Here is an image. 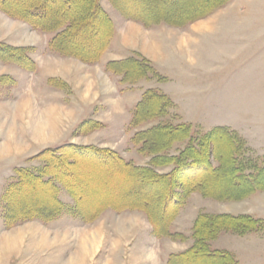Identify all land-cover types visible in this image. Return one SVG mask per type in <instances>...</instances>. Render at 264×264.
<instances>
[{
    "label": "rangeland",
    "instance_id": "374dc122",
    "mask_svg": "<svg viewBox=\"0 0 264 264\" xmlns=\"http://www.w3.org/2000/svg\"><path fill=\"white\" fill-rule=\"evenodd\" d=\"M149 1L119 0L134 14L141 12L147 15L146 10L150 9H154V15L165 13L166 10L157 5V2V6L150 7ZM202 2L196 0V4L182 6L179 12H196ZM112 12L115 13L113 10ZM167 16L172 20L178 19L171 17L170 13ZM158 27L149 31L154 37L152 41L156 43H152L151 56L157 70L155 67L154 69L164 79L154 87H158L174 103L172 102L173 106L167 109L164 117L132 129L127 125L123 134L118 128L128 122L132 107L140 100L141 91L135 90L140 87L118 83L121 91L134 90L128 96H123V99L120 98L119 104L123 107V113L115 114L119 111L118 108L111 109V119L103 118L111 122L107 131L104 130L105 125L103 127L102 123L90 117L89 120L99 125L96 132H88L89 135L85 133L87 135L83 139L75 141L76 138H72L71 132L82 122L79 119L85 116L80 110L68 112L67 109L53 105L61 99L59 94L62 93L64 99L70 101L73 93L56 79L48 82L47 88L41 86V83L37 85L36 76L30 78L32 83L28 87V73H35L36 67L34 71L24 72L16 64L0 61V78L6 76L10 79L0 83V264H154L148 262L152 254L147 250H136L151 245L153 248L156 246L157 250L160 249L161 254L166 252L176 255L190 246L193 224L189 223V216L183 212L179 211L168 224L166 236H155L146 215L136 210L122 212H140L141 217L134 214V217L123 215L108 218L105 214L114 213V210L106 208L97 215L92 214L90 220L85 222L71 213L75 209V202L60 184L58 199L63 202L65 211L49 221L32 218L7 227L8 223H4L2 215V197L6 188L17 180L16 170H40L44 163L33 158L48 148L82 142L83 146L118 151L125 162L145 166L149 165L152 156L131 142L134 133L158 124L168 123L174 126L190 123L199 134L209 132L216 128L214 126H228L224 128L231 131L235 129L242 134L248 133V137L244 138L241 137L244 135L235 132L244 140L247 150L244 152L245 148L243 149L242 159L257 165L264 162V0H228L204 16L185 23L183 28L175 30L177 34L174 32V35L179 39L175 36L168 37L165 25L160 24ZM101 32V29H84L81 36L91 40L83 48L93 50L99 43ZM113 42L110 40L109 46L97 62H104L117 50L126 59L137 54L121 49L118 43ZM110 46L112 53L106 52ZM125 58L116 61H123ZM16 67L21 71L16 70ZM19 72L26 75L23 84L24 78L20 77ZM101 79L102 77L99 80ZM149 83L142 82L140 89L151 85ZM94 86H88L86 94L83 89H74H77L81 98L82 94L85 95L83 100L88 101L83 102L85 106H96V113L99 106L106 105L111 98L107 92L99 90L96 84ZM93 99L95 101L90 104ZM90 112L93 113V110ZM77 120L79 122L75 126L73 123ZM78 134L74 133L77 136ZM184 145L176 144L168 153L174 155ZM80 162L81 167L62 169L61 172L74 177L76 184L73 185V190L81 195V207L84 209L86 207L90 211L103 201L154 203L152 193L159 189V185H142L139 181L129 179L123 171L107 168L106 165L93 162L84 156ZM219 180L221 184L224 179ZM227 183L229 182L221 185L226 187ZM198 194H190L185 201V207L180 210L186 209L193 216L213 215L211 213L249 214L264 221L263 190L242 199L243 201L239 200L240 202L218 201ZM50 199L46 188L32 185L19 192L15 198V208L22 211L34 210L40 205L49 204ZM151 208L154 211L161 209V206L152 204ZM102 215L104 216L101 218ZM149 230L152 239L148 237ZM209 249H223L234 254L237 264H264V231L243 236L220 233L209 242ZM200 263L205 262L194 261L189 264Z\"/></svg>",
    "mask_w": 264,
    "mask_h": 264
},
{
    "label": "trees",
    "instance_id": "16d2710c",
    "mask_svg": "<svg viewBox=\"0 0 264 264\" xmlns=\"http://www.w3.org/2000/svg\"><path fill=\"white\" fill-rule=\"evenodd\" d=\"M188 1L190 2L187 3ZM188 1L150 0V7L157 2V5L162 6L166 11L164 14L152 15L154 9H150L146 10L147 15H144L141 12L134 14L119 0H109L112 7L123 17L139 21L145 26L157 23L181 26L228 2V0H216L212 3L215 0H201L202 6H198L201 9L193 12L194 14L179 12L182 6L196 2V0ZM210 3L212 4L207 8ZM178 7L180 8L175 10ZM169 10L175 12L170 13ZM0 11L10 18L27 23L34 30L52 34L48 42L50 52L59 56L73 57L85 64H94L99 60L109 46L113 34L112 21L102 9L100 0H0ZM169 13L171 17L176 16L178 19L186 16L185 13L187 15L190 13L192 18L176 21L167 16ZM180 13L183 16H180ZM88 28L102 30L99 34V43L91 51L83 48L91 39L81 36V32ZM29 50L0 44V61L16 64L25 71H34L35 63L29 56ZM105 70L118 76L120 84L132 85L139 80L147 79L161 82L164 79L151 62L138 54L123 61L109 62ZM6 80L10 79L6 76L1 77L0 83ZM171 105L173 106L170 99L161 92L151 89L144 91L140 101L133 107L129 128H136L153 119L164 117ZM98 126V123L86 120L77 127L75 134L91 132ZM131 142L139 145L141 151H146L152 156L149 165L136 166L131 162H125L114 151L92 146L65 144L40 152L33 159L42 161L43 167L38 171L24 168L16 170L17 180L6 188L2 197L4 223H8L6 226L9 227L32 218L49 221L57 217L65 211L58 199L60 184L75 202V209L71 213L85 222L90 220L92 214L97 215L106 208L117 212L136 210L146 215L155 236H166L168 224L177 216L187 197L192 193H199L203 197L218 201H238L257 191H264V162L257 165L250 160L242 159L244 140L227 128L216 127L209 132L199 134L190 124L181 123L174 126L168 123L158 124L134 133ZM182 143L185 144L184 147L176 154L168 153L176 144ZM83 156L93 162L104 164L107 168L119 169L127 174L129 179L139 181L142 185H159V189L152 193L154 197L152 204L161 206V209L157 208L153 211L152 204L148 203L129 204L118 201H103L97 204L96 209L94 207L90 211L86 207L85 209L81 207V195L73 190V185L76 184L74 177L61 171L81 167L80 160ZM165 166H171L168 173L160 174L154 170L155 167ZM219 179H224L223 184L229 182L227 188L224 186L221 189L220 182H217L220 181ZM213 183L218 187L212 186ZM32 185L46 188L51 202L40 205L34 210H18L15 208V198L19 192ZM191 230L193 244L186 251L169 256L166 264H189L194 261L205 262L200 264H237L232 253L210 250L209 242L222 232L237 236L263 232L264 221L250 215L200 214L194 220Z\"/></svg>",
    "mask_w": 264,
    "mask_h": 264
},
{
    "label": "crops",
    "instance_id": "0c3cea01",
    "mask_svg": "<svg viewBox=\"0 0 264 264\" xmlns=\"http://www.w3.org/2000/svg\"><path fill=\"white\" fill-rule=\"evenodd\" d=\"M100 4H101L102 9L107 13V15L109 16V18L111 19L112 24H113V34H112L111 43L113 41H115V43H118L121 46L120 47L121 49L128 50L131 52H136L141 57H143L146 60H148L149 62H151L153 67H155V66L152 62L153 59L151 56V53H152L151 50L153 49L152 43H155V42L152 41L154 37H153V35H150L151 32H149V31L153 30L154 28H159L158 25L163 24L166 26L165 28L168 30V33H169L168 37H170V36H175L177 34L175 32V30H177V29L179 30V28L181 29V28H183V26H185V24H183L181 26H171V25H166L165 23H157V24H153L150 26H145L139 21L123 17L115 8L112 7L109 0H100ZM112 10L115 13H113V12L111 13ZM174 32H175V35H174ZM186 34H187V32H186ZM51 36H52V34L43 33V32L34 30L27 23L20 21V20H17V19L10 18V17L6 16L5 14H3L2 12H0V37H1L0 43H4L6 45H10L13 47H21V48L30 49L29 56L35 63L36 71L33 74L28 73L29 82H27L26 85L28 87H30L31 83H32V82H30L31 81L30 78L35 77V76L38 78L36 84L39 85L41 83V86H43L45 88L49 87L48 82H51L53 79L59 80V82H61V84L65 85L66 88L69 89L68 91L73 93V96L70 98V101H66L64 99L65 98L64 95L61 93V94H59L61 99H58L55 103H53V105H56V108L67 109L68 112H69V110L70 111L71 110H80V112L85 117H83L82 119H79V120L84 122L86 120H89L90 117H94L95 121H98V123H102L103 127H104V125L106 126V129H104V130L107 131L108 130L107 127L109 126L108 124L109 123L111 124V122H107L105 120L111 119V116H109V114L111 113L110 112L111 109L118 108L119 111L117 110L118 112H115V114L116 113L117 114L123 113V107H121V103L119 104V102H121L120 98L123 99V96H128V94H130L134 90H132V91H129V90L123 91L122 90L121 91V88L119 87V84H118L119 83L118 82L119 77L114 75V74L107 72L105 70V66L109 62H115L117 59L119 60V59L125 58V56H122L123 53H121V52L118 53V50H117L116 52H114L112 54L113 56H110L109 58L104 60V62L101 60V61L96 62L94 64H85V63L81 62L80 60L75 59L73 57L59 56L57 54L55 55L54 53L50 52L48 50V42H49V39L51 38ZM176 37L177 36H175V38ZM181 39H183V38H180V40ZM111 46H112V44H111ZM111 46L106 52H108V51L111 52ZM155 47L159 48V46H155ZM104 55H106V53ZM9 66L11 67V65H8V67ZM155 69H156V67H155ZM16 70L21 71L20 68H17V67H16ZM24 72H26V71H24ZM18 74L20 75V77L22 76L24 78L25 73L19 72ZM92 76L94 78H92ZM100 77H102L101 80H99ZM25 79L26 78H24L22 84L25 83ZM94 79L96 82L94 81ZM142 82H150L149 84H151V85L145 86L142 89H140L141 88L140 85ZM160 83H162V81L158 82L155 79L139 80L135 84H133L132 86L140 87L139 89H135V90L141 91V97H142V94L146 90L151 89V90H156V91L161 92L158 87H154L156 84H160ZM95 84L99 90H104L103 92H107L111 98L109 101H107L106 105H104L102 103H101L102 107H100L98 105L99 111H97L96 113H94V111L96 110V106L92 107L90 105L89 106L84 105V103L88 102V101L87 102L84 101L85 100L84 94H86V89H88L87 87L90 85L92 87H95L94 86ZM26 85H24V88ZM75 87L79 88L78 90L83 89V92H85L84 94H82V98L80 96H78V93L76 91L77 89H74ZM55 93H57V92H55ZM166 96H168V95H166ZM141 97H140V99H141ZM87 98L89 99V97H87ZM95 98H96V96H95ZM93 101H95V99L90 100V104H92ZM139 101L140 100H138L135 103V105ZM37 107H38V105H37ZM39 107H40V105H39ZM41 108H43V105L41 106ZM90 110H93V113H91ZM85 112H87V114H85ZM103 118H106V119L104 120ZM130 118H131V115L129 117L128 122L124 123L123 125H120V127L118 128V130L120 131L121 134L124 133L125 126L128 125V127H129ZM114 119L116 120V116H114ZM79 120L75 121L73 124L76 126V123L78 124ZM77 127H76V129H77ZM214 127L224 128V127H228V126H214ZM70 128H69V131H70ZM76 129L75 130L73 129L71 132L72 138H76L75 141L83 139V137H85L84 135H87V134H78V136L74 135ZM232 131L237 132V134H239V135L240 134L244 135L241 137H244V138L248 137L247 136L248 133H246L247 135L242 134L235 129H233ZM92 132L95 133L96 131L93 130ZM92 132H90V133H92ZM90 133H88V135ZM111 138H113V137H111ZM113 139L116 140L115 138H113ZM75 143L74 144L77 146H83L82 142H75ZM116 152L119 154L120 157H122L118 151H116ZM148 164H149V162H148ZM138 165L143 166L144 164H138ZM145 166H147V165H145ZM9 167L11 168V165ZM154 170L157 173L164 174V173H168L171 170V166L155 167ZM2 172H4V171L2 170ZM195 194H197V193H195ZM198 195H200V194H198ZM250 196H248V197H250ZM201 197H203V196H201ZM247 198H245V199H247ZM241 201H243V200H241ZM234 202H240V201L238 200V201H234ZM183 209H185V208H183ZM181 210L179 213L183 212L185 215L189 216V220H190L189 223L193 224V222L196 219L198 214L193 216V215H189L188 212L186 211V209L184 211H181ZM112 212H114V213L105 214V215L108 218L123 217V215H130V216L134 217L133 216L134 214L141 217L140 212H136V211L132 212V213H128V212L118 213L115 211H112ZM194 213H196V212H194ZM211 214L214 215V213H211ZM215 214L217 215V213H215ZM219 214H225V213H219ZM230 215H232V214H230ZM238 215H244V214H238ZM247 215H249V214H247ZM103 216L104 215H102L101 218ZM234 216H236V215H234ZM191 229H192V225H191ZM222 233H229V232H222ZM147 234H148L149 239H152L150 230H149V232L147 231ZM230 234H232V233H230ZM232 235H234V234H232ZM190 239L191 240H190L189 245L191 246L193 244V239L191 238V236H190ZM190 246H188V248ZM154 248L151 245H147V246L142 247V248L141 247H139L138 249L136 248L137 249L136 251L137 252H145L147 250L148 253L152 254L151 259L153 260L152 261L149 257L148 262H152L154 264H166L169 256H171V254H175V253L166 254V252H164V254H161V252L159 251L160 249L157 250L156 246H154ZM188 248H185L184 250H187ZM184 250H182V251H184ZM215 250L226 251L223 249H215Z\"/></svg>",
    "mask_w": 264,
    "mask_h": 264
},
{
    "label": "bare ground",
    "instance_id": "6f19581e",
    "mask_svg": "<svg viewBox=\"0 0 264 264\" xmlns=\"http://www.w3.org/2000/svg\"><path fill=\"white\" fill-rule=\"evenodd\" d=\"M206 1H208V0H206ZM215 2H216V0H215L214 2H212V3H215ZM212 3H210L209 5L207 4V5H208L207 8H208ZM195 4H196V3H195ZM201 6H202V5H201ZM189 7H190V6H189ZM207 8H206V9H207ZM199 9H201V8H199ZM202 9H203V8H202ZM175 10H176V9H175ZM204 10H205V9H204ZM171 11H172V10H171ZM200 11H201V10H200ZM168 12H170V10H169ZM173 12H174V11H173ZM173 12H170V13H173ZM193 12H194V11H193ZM193 12H192V14L195 13V12H194V13H193ZM196 12H197V11H196ZM161 13H162V12H161ZM177 13H178V12H176V14H177ZM181 13H183V12H181ZM181 13L179 14L180 16L182 15ZM187 13H188V12H187ZM192 14H191V15H192ZM196 14H198V13H196ZM153 15H154V14H153ZM185 15H186V16H183V15H182L183 17H181V18L179 17V19L176 20V21H183V20H185V19L192 18V16L190 15V13H189V15H187V14L185 13ZM194 16H195V15H194ZM155 17H156V16H155ZM175 17H176V16H175ZM40 122H42V121L40 120ZM226 147H227V146H226ZM225 149H226V148H225ZM225 149H224V150H225ZM226 150H228V149H226ZM225 153H226V151H225ZM211 177H212V176H211ZM212 180H213V179H212ZM216 181H217V180H216ZM217 182H219V181H217ZM222 183H223V181H222ZM222 183H221V184H222ZM213 185H214V186L216 185L215 187H218L217 184H215V183H213L212 186H213ZM215 187H214V188H215ZM220 187H223V186L220 185ZM211 188H212V187H211ZM225 188H227V187H225ZM221 189H223V188H221ZM211 190H212V189H210V191H211ZM213 190H214V189H213ZM219 190H220V189H219ZM215 191H216V190H215ZM226 191H227V190H226ZM217 192H219V191H217ZM221 192L223 193V192H225V191H221ZM227 192H228V191H227ZM230 193H231V192H230ZM222 195H223V194H222ZM218 196H219V195H218ZM220 196H221V195H220ZM115 200H116V199H115ZM119 203H120V202H119ZM104 204H105V203H104ZM94 205H95V203H94ZM91 209H92V208H91ZM94 209H96V207H95ZM93 211H94V210H93Z\"/></svg>",
    "mask_w": 264,
    "mask_h": 264
}]
</instances>
